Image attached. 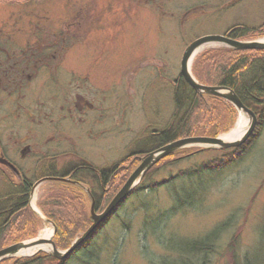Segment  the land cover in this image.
Masks as SVG:
<instances>
[{"label": "rangeland", "instance_id": "rangeland-1", "mask_svg": "<svg viewBox=\"0 0 264 264\" xmlns=\"http://www.w3.org/2000/svg\"><path fill=\"white\" fill-rule=\"evenodd\" d=\"M263 22L264 0H0V44L40 40L64 46L49 66L36 69L18 98L0 95V146L28 176L35 177L42 166L61 172L80 161L112 168L149 148L151 133L168 125L174 80L191 41ZM221 46L204 47L191 69L200 54ZM238 112L217 136L230 132ZM31 117L34 137L27 125ZM258 133L238 161L200 178L177 175L219 157L220 148H179L203 150L153 168L152 180L167 181L154 190L140 182L144 173L134 184L136 192L66 264H264V123ZM144 155L138 156L140 162ZM44 159L55 164H42ZM5 177L0 174V195L16 180ZM42 178L36 179L28 201L41 217L34 238L45 227L53 230L37 205L56 181L38 182ZM185 190L190 200L182 206L176 198L186 201ZM85 202L90 213L91 201ZM219 226L210 252L186 255L188 241L203 239ZM39 252L51 253L12 257Z\"/></svg>", "mask_w": 264, "mask_h": 264}, {"label": "trees", "instance_id": "trees-1", "mask_svg": "<svg viewBox=\"0 0 264 264\" xmlns=\"http://www.w3.org/2000/svg\"><path fill=\"white\" fill-rule=\"evenodd\" d=\"M226 35L237 40H244V38L253 40L264 35V22L252 28L233 26L227 29ZM194 63L191 73L198 82L211 86H223L233 91L242 104L256 114L257 124L254 133L241 146L218 150L221 152L219 157L202 163L195 170H180L177 176L187 179L193 175L200 178L201 173L219 171L238 161L250 143L255 140L264 123V48L241 50L221 46L203 52ZM172 95L174 109L169 123L165 128L154 130L151 133L149 148H142L139 152L125 156L108 169H99L84 161L68 166L61 172L42 166L34 178H23L19 180L14 191L0 195V249L36 236L41 217L30 208L28 203L36 179L52 176L66 179L56 181L55 186L50 188L37 205L44 219L55 228L52 237L55 247L65 250L71 245L78 232L84 231L91 223L90 213L85 204L87 198L90 201L91 198L93 199L96 210L102 203L109 202L125 182L124 180L139 164V155L152 152L183 136H217L227 131L235 120L237 110L231 103L218 96L197 94L185 84L181 75L174 80ZM202 150L203 148L189 151L186 149L173 150L151 166L140 182H148L153 190L161 184H166L165 179L161 182L152 180L151 176L156 172L153 168L164 166L168 162L174 164L179 159L195 155ZM208 150L211 149L208 148ZM43 167L45 169H42ZM169 177L172 179L173 176ZM135 190H137L136 187L130 191L129 195L134 194ZM184 192L187 197L186 201L176 198V201L182 202L180 203L182 206L187 205V201L190 200L187 195L188 190ZM177 205L178 202L175 207ZM107 221L108 219L101 223L71 256L74 257L77 252L89 245ZM221 228L223 227L219 226L216 230L210 231L203 239L190 243L188 241L186 255H191V253L196 255L199 251L200 253L210 252L213 247L212 240ZM68 258L70 256L59 260L51 253L39 252L29 257H8L0 260V264H66Z\"/></svg>", "mask_w": 264, "mask_h": 264}, {"label": "water", "instance_id": "water-1", "mask_svg": "<svg viewBox=\"0 0 264 264\" xmlns=\"http://www.w3.org/2000/svg\"><path fill=\"white\" fill-rule=\"evenodd\" d=\"M206 43H217L226 47H230L233 49H263L264 48V40L256 39V40H236L227 35H205L201 36L189 43L184 52H182L181 61H180V75L184 80L185 84H187L192 90H194L197 94H208L213 96H218L228 101L238 110H243L250 117V122L246 131L237 139L231 141H223L220 136H187L180 139H176L170 143L163 145V147H158V149L145 154L141 158L140 164L133 169V172L130 176L125 180L124 184L121 188L116 191L112 199L107 202L106 207L101 211L97 212L94 208V201L91 199L90 206V220L91 225L81 234L78 238H76L70 246H68L65 250H59L55 247L52 237L49 240H45L43 238H32L27 241H21L18 243H14L8 245L2 249H0V260L12 257L14 253L19 251L22 248L35 246L43 243L51 244V254L55 258L62 260L70 256L81 244L91 236L92 233L97 229V227L104 223L109 216L114 213L115 209L118 205L124 201L127 195L130 193L131 189L134 187V184L139 178L155 163H157L161 158L167 156L173 150H177L189 144H202L215 148H231V147H239L244 143L252 134L257 124L256 114L253 113L250 109L246 108L242 102L239 100L237 95L231 91L230 89L223 86H211L205 85L198 82L192 75L190 69L188 68V62L195 51L199 46ZM223 91H227L228 93H222ZM43 180H66L58 177H46L38 182ZM55 228L53 226V233Z\"/></svg>", "mask_w": 264, "mask_h": 264}, {"label": "flooded vegetation", "instance_id": "flooded-vegetation-1", "mask_svg": "<svg viewBox=\"0 0 264 264\" xmlns=\"http://www.w3.org/2000/svg\"><path fill=\"white\" fill-rule=\"evenodd\" d=\"M37 41V44H0V95H5L8 98H18V94L32 84L38 67L45 68L49 66L52 55L55 56V53L60 52L59 56H61L63 45L56 46L47 41ZM27 111V114L32 113L29 107ZM10 116H13V112L10 113ZM31 119L27 125L29 126V136L34 137V118L31 117ZM25 149L28 150L29 146H25ZM44 160L42 164H55L52 160ZM0 170L1 176L5 177V175H8L10 177L9 179L5 177L8 182L13 178L16 179L15 182L14 179L11 181L12 185H10L11 189H8V193L15 190L19 180L34 178L33 173L31 176L26 175L17 166V162L9 157L1 146Z\"/></svg>", "mask_w": 264, "mask_h": 264}, {"label": "bare ground", "instance_id": "bare-ground-1", "mask_svg": "<svg viewBox=\"0 0 264 264\" xmlns=\"http://www.w3.org/2000/svg\"><path fill=\"white\" fill-rule=\"evenodd\" d=\"M263 39V38H262ZM264 40V39H263ZM214 43H206L203 44L201 46H199L195 51H193V54L188 62V68L191 70V62L192 60L196 57V55L206 46L212 45ZM222 93H228L227 91H223ZM239 116L238 119L236 120L234 127L232 128V130L221 136V139L223 141H231L234 139L239 138L245 131V129L248 126V122H249V118H247V114L243 111V110H239ZM32 206L36 209L37 207L34 206V204L32 203ZM53 230L49 227H45L42 232L40 233V237L39 238H43L45 240H49L52 236ZM36 250H47V251H51V244L50 243H43V244H38L35 246H29V247H25L20 249L19 251H17L16 253H14V255H26V254H31L32 252L36 251Z\"/></svg>", "mask_w": 264, "mask_h": 264}]
</instances>
